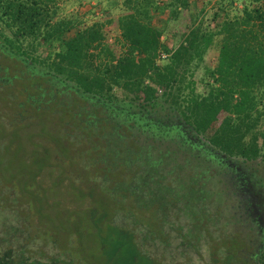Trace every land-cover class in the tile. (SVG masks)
Instances as JSON below:
<instances>
[{
    "label": "trees",
    "instance_id": "trees-1",
    "mask_svg": "<svg viewBox=\"0 0 264 264\" xmlns=\"http://www.w3.org/2000/svg\"><path fill=\"white\" fill-rule=\"evenodd\" d=\"M60 1L0 0V92L16 106L9 126L0 116V185L23 221L16 242L30 232L29 242H49L62 258L48 261L41 247L31 261L26 249L17 257L21 247L0 234V264H163L159 245L173 238L198 250L205 237L208 264H264L254 212L264 207V0H217L213 28L202 7L176 27L173 49L161 37L190 1L130 0L117 18L118 53L99 25L57 18ZM165 13L167 24L155 25ZM215 38L201 96L194 74ZM116 90L137 107L118 102ZM232 159L259 166L248 174ZM241 218L255 225L253 243ZM83 237L89 243L75 252Z\"/></svg>",
    "mask_w": 264,
    "mask_h": 264
},
{
    "label": "rangeland",
    "instance_id": "rangeland-1",
    "mask_svg": "<svg viewBox=\"0 0 264 264\" xmlns=\"http://www.w3.org/2000/svg\"><path fill=\"white\" fill-rule=\"evenodd\" d=\"M130 0H62L59 2L58 5V12H57V18H76L77 22L79 23L80 27H91L94 25H99L102 29V32L105 37V43L111 47L112 50H114L116 53L120 51L121 45H122V37L121 33L119 31V27L117 25V18L122 13ZM190 1V7L184 11H182L181 15L179 16L178 21L174 23H168L167 24V13L159 15V18L153 23L159 27L166 25V30L161 37V41L165 47L168 49H173L176 47L180 42V36L175 34V30L177 27V30L182 29V27L185 25V23L188 22L189 17L194 15L196 11L201 9L202 7L205 8V17L204 22L208 27H215L217 23L219 22L220 18L217 20H213L214 13H219V8L216 4L217 0H211V2L207 3L206 1L202 0H189ZM237 9L241 8V4L239 2H233L232 4ZM221 14V13H220ZM232 15V14H231ZM74 34H76V30L73 29L66 35V39L72 37ZM218 47H219V39L215 38L213 45L208 49L204 56V61L199 66V68L196 70L194 74V81H195V90L198 95L203 96L207 90H208V82H210V78L208 77L206 71L208 69H213L216 65L217 61V55H218ZM40 53V52H39ZM164 59L165 57L162 56ZM3 55H0V66L3 67L4 63ZM7 61V60H6ZM18 67V66H17ZM22 67V65H20ZM18 69V68H15ZM21 70L18 69L16 71V74L19 73ZM0 77H3L0 72ZM2 90V88H0ZM17 95V94H16ZM72 94H70L71 96ZM115 95L117 97V101L123 102L122 105L126 107H137L136 103L133 102L131 99L126 98L124 93L121 90H116ZM4 93L0 92V116L1 122L5 124L6 126H9L7 123L9 120V116H11V108L13 110L16 109V106H11L6 103V100L3 99ZM46 101V98H44ZM71 100V99H70ZM116 103L118 104V102ZM152 111V110H151ZM153 112V111H152ZM31 115V121L32 118H36L37 116L31 112L29 108L24 109V117L26 116L27 119H29V115ZM154 113H156V116L158 117H164V115L167 114V111H165L162 107H156L154 110ZM7 115V116H6ZM9 115V116H8ZM46 120L49 122H52L53 125L56 123L55 120H53V117H50L48 115H45ZM5 117V118H3ZM54 121V122H53ZM51 123V124H52ZM264 124V123H263ZM50 128V127H48ZM260 129H264L263 125H260ZM33 134V130L31 131ZM36 133L38 130L35 131ZM34 138V142H35ZM38 143V142H37ZM260 145L262 144V140L259 141ZM1 151V149H0ZM1 154V152H0ZM236 160V167H240L245 172L250 174L254 173L258 169V164L256 163H247L243 164L240 160ZM262 173H264V168L261 166L259 168ZM222 183V182H221ZM222 188V185H221ZM7 195V191L3 190V187L0 185V234L1 238L4 240H8L9 242H6L5 245L12 247L13 249L21 247V249L15 250V255H19V250L26 249L27 251L22 254L25 258L29 259V261L33 260L31 250H35L37 247H41L43 249L44 253H46V257H48V261L52 258H62L59 256V254L56 253L55 246L50 244L49 242L47 244H41V241H36V243L29 242L27 238L30 235V232L23 233L20 237L18 236V243L17 240V234H18V227L20 221L23 222L17 215V212H12L11 206L16 204V201L11 200H5ZM264 195V194H263ZM233 206L238 203V199H233ZM254 212L257 216L261 219L262 223V229H264V207L255 206ZM27 220V219H25ZM247 221V220H246ZM242 218H241V224H238V228H241V230H244L245 237L247 241L254 242V237L258 238L257 234L255 232L248 231L249 228L255 227L254 223L250 224H242ZM181 224L183 225V231L186 230V226L188 222L186 220L181 221ZM254 225V226H253ZM249 227V228H248ZM209 231H213L211 227L208 228ZM5 235H4V234ZM186 233V232H185ZM261 233V232H260ZM206 234V233H205ZM207 235V234H206ZM213 236L216 237V233H213ZM207 237L203 238L204 245L197 249H193L190 247H184L183 245H180V239H171V245L165 250L164 245H159V249L156 252V255L160 258V260L163 262V264H208L210 261V252L208 251L209 244L207 242ZM64 240V239H63ZM89 243V240L87 237H83L77 242L76 249L74 251H78L81 248H84L83 245ZM83 244V245H82ZM75 246V243H74ZM89 246V245H86ZM5 248V246H3ZM150 248V247H149ZM165 250V251H163ZM73 253V251H71ZM42 261H45L46 258H41Z\"/></svg>",
    "mask_w": 264,
    "mask_h": 264
}]
</instances>
